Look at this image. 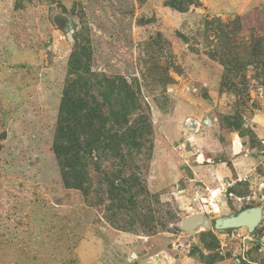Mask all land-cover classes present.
<instances>
[{"label":"rangeland","instance_id":"rangeland-1","mask_svg":"<svg viewBox=\"0 0 264 264\" xmlns=\"http://www.w3.org/2000/svg\"><path fill=\"white\" fill-rule=\"evenodd\" d=\"M105 78L144 136L72 188L64 93L102 105ZM254 208L253 233L213 224ZM0 264H264V0H0Z\"/></svg>","mask_w":264,"mask_h":264},{"label":"trees","instance_id":"trees-1","mask_svg":"<svg viewBox=\"0 0 264 264\" xmlns=\"http://www.w3.org/2000/svg\"><path fill=\"white\" fill-rule=\"evenodd\" d=\"M171 6L179 9L176 5ZM79 71L83 72V70ZM103 83L106 85L105 89L107 93L101 96L105 101L102 105L89 94L90 87L87 82H74L73 85L67 87L64 93L62 119L57 133L55 149L64 168L65 182L72 188H80L77 182L81 180L82 173L85 171L84 169L87 168L84 166V163H82L87 154H93L94 151L101 148L100 146H102V144L104 145V147H102L103 149H107L111 152L122 145L128 149H132L139 145V140L144 136L142 133V128L144 126L140 122H136L133 127L127 128L129 131L126 130L121 135L119 133L117 134V124L120 125V120L117 119V111H114V109L111 108L112 105H110L113 101L112 94H115V92L117 93V90L119 92L124 91L126 92V96L121 98L123 99V104L130 107L132 110H136V98L133 97V88L129 85L118 88L115 81L106 78ZM116 104L114 108L117 106ZM107 106L111 109L109 120L106 119L104 116L105 114L103 115V110ZM110 120L113 122L116 129L112 128V132L115 131L113 135L107 130L109 133L108 140L103 141V134L101 131L106 130V126ZM97 124L99 125L98 127H96ZM124 126H127V124L125 125L124 123ZM69 178H71V180L73 178L74 182L72 183ZM111 186H113V183Z\"/></svg>","mask_w":264,"mask_h":264},{"label":"water","instance_id":"water-1","mask_svg":"<svg viewBox=\"0 0 264 264\" xmlns=\"http://www.w3.org/2000/svg\"><path fill=\"white\" fill-rule=\"evenodd\" d=\"M263 219V212L260 208H254L242 212L239 216L234 218H229L222 221L214 222V226H221L227 228H235L247 226L249 232L253 233L256 228L260 225Z\"/></svg>","mask_w":264,"mask_h":264},{"label":"bare ground","instance_id":"bare-ground-1","mask_svg":"<svg viewBox=\"0 0 264 264\" xmlns=\"http://www.w3.org/2000/svg\"><path fill=\"white\" fill-rule=\"evenodd\" d=\"M220 190H214L212 193L214 194V197L216 198L219 194Z\"/></svg>","mask_w":264,"mask_h":264}]
</instances>
